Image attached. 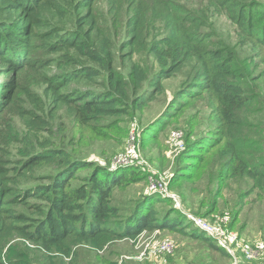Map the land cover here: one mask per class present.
Masks as SVG:
<instances>
[{"label":"trees","instance_id":"1","mask_svg":"<svg viewBox=\"0 0 264 264\" xmlns=\"http://www.w3.org/2000/svg\"><path fill=\"white\" fill-rule=\"evenodd\" d=\"M178 79L165 116L198 109L188 136L207 122L217 132L210 149L194 138L209 146L188 171L217 176L212 200L230 181L252 182L242 203L264 196V0H0V264H80V245L182 229L149 196L124 216L116 196L136 170L112 172L55 137L65 120L111 129ZM182 232L206 243V264L231 257L196 227Z\"/></svg>","mask_w":264,"mask_h":264},{"label":"rangeland","instance_id":"2","mask_svg":"<svg viewBox=\"0 0 264 264\" xmlns=\"http://www.w3.org/2000/svg\"><path fill=\"white\" fill-rule=\"evenodd\" d=\"M221 20L229 27L225 18ZM179 82L180 79L167 81V96L152 103L143 112L111 119V129L100 126L97 129L82 128L72 120L56 124L55 137L69 142V147L78 156L94 159L115 173L136 170L141 176L140 180L132 182L116 196V203L124 216L134 211L137 200L144 195L149 196L147 202H154L152 204L160 211L161 218L183 224L182 229L145 230L137 238L115 240L102 250L80 245L77 249L80 264H206L212 261L206 257V243L182 232L194 230V217L203 218L219 228L217 238L228 241L227 230L238 236L237 241L229 244V259L218 256V253L211 255L215 264H258L263 260L264 196L254 190L242 203L239 201V188L241 186L242 191L248 192L252 182L248 180L239 184L230 181V186L224 188L222 199L212 200V195L220 188L221 181L217 176L209 179L204 171L198 175L188 171V164L196 162L194 157L205 153V148L209 146L198 147L194 138L199 135L207 140L210 149L217 132L207 122L195 129L194 137L188 136L187 122L198 109L172 120L165 116ZM217 163L218 159L213 163L214 169ZM52 168L48 167L47 171ZM89 171V168H80L77 172L85 176ZM162 192H168L175 198L161 195ZM235 206L237 209H234ZM213 239L219 245V241ZM164 242H172L173 245L163 250ZM246 258L260 261L248 263Z\"/></svg>","mask_w":264,"mask_h":264},{"label":"built area","instance_id":"3","mask_svg":"<svg viewBox=\"0 0 264 264\" xmlns=\"http://www.w3.org/2000/svg\"><path fill=\"white\" fill-rule=\"evenodd\" d=\"M181 133H178V135H180ZM161 195L164 196H168V197H173L175 198V196H172L170 193L168 192H162ZM194 220V227H196L200 232L204 233L205 235L209 236V237H214L219 241V245L226 248L227 250L229 249V244L230 243H234L233 241H237L238 240V236L235 235L234 233L230 232L229 230L226 231V238L228 241H226L223 238H217L216 234H218L220 231L217 230L219 228L213 226L212 224L208 223L206 220H204L203 218H192ZM173 243L172 242H164L162 244V249L166 250V249H170L172 247Z\"/></svg>","mask_w":264,"mask_h":264}]
</instances>
